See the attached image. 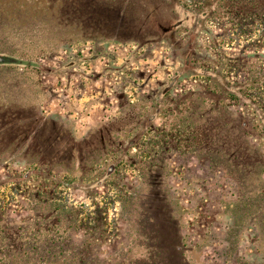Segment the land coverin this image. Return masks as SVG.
I'll list each match as a JSON object with an SVG mask.
<instances>
[{"label":"rangeland","instance_id":"rangeland-1","mask_svg":"<svg viewBox=\"0 0 264 264\" xmlns=\"http://www.w3.org/2000/svg\"><path fill=\"white\" fill-rule=\"evenodd\" d=\"M49 2L0 0V107L82 151L0 139L3 262L264 264V1Z\"/></svg>","mask_w":264,"mask_h":264},{"label":"trees","instance_id":"trees-1","mask_svg":"<svg viewBox=\"0 0 264 264\" xmlns=\"http://www.w3.org/2000/svg\"><path fill=\"white\" fill-rule=\"evenodd\" d=\"M48 8H52L54 6L55 2H61L62 7L64 3L69 2L70 0H49ZM251 1V8L255 12V8L257 7V2L259 0H249ZM264 1V0H263ZM12 59V57H7L6 55H0V64L10 65L15 63ZM18 63V62H16ZM226 86V85H225ZM220 88L222 92H225L226 90H231L232 92H235L230 86ZM224 88V89H223ZM237 96H239L236 93ZM31 109V108H30ZM29 109V110H30ZM20 113H25L24 116L19 117L15 116L12 118L14 114H16V109L13 108H2L0 107V139H7L8 141H12L15 143L23 142L27 139L28 146H26V149L21 150L23 156L26 159H34V158H43L48 159V161H52L53 159H56L57 157H72V159L79 155L82 151V146L79 141H76L74 139H69L67 133L61 131L60 129L57 130L56 123L50 122L53 124V126L48 127L47 121L45 119L42 120L41 117H37L35 114H31L30 112H25V110L19 109ZM19 118L27 119V124L21 125ZM18 119V120H17ZM24 120V121H25ZM24 123V122H22ZM18 124L20 125V129L24 127L26 130H30V133H19L17 132ZM60 147H63L62 151ZM14 150H1L0 149V156L2 155H12ZM34 153L36 155H34ZM64 153V154H63ZM31 157V158H30ZM177 232L174 231L173 239L177 240V244H172L169 246L168 251H170V258L168 257L161 259L160 261H150V262H141L138 259L137 261H131L128 264H192L190 257L188 256V249L185 250V246L179 242V237L176 234ZM171 248V250H170ZM6 252L7 248L0 247V252ZM153 251L150 253L151 256H154V253L157 255V257H160V252L163 253V251H166L163 247H153L151 249ZM4 254V253H2ZM0 264H18L17 262H9L8 260L6 263H4L2 255H0ZM155 257V256H154ZM6 259V258H5ZM35 264V263H32ZM36 264H58L57 262L49 261V260H43V262L36 263ZM62 264H68L63 262ZM126 264V263H123Z\"/></svg>","mask_w":264,"mask_h":264}]
</instances>
